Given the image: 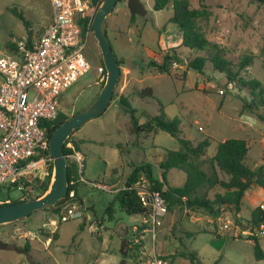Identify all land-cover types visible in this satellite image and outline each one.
Masks as SVG:
<instances>
[{
	"label": "rangeland",
	"instance_id": "374dc122",
	"mask_svg": "<svg viewBox=\"0 0 264 264\" xmlns=\"http://www.w3.org/2000/svg\"><path fill=\"white\" fill-rule=\"evenodd\" d=\"M127 1L117 2L106 20L112 50L117 59L125 61L120 66L121 77L112 101L103 114L89 120L75 132V139L79 141L85 159L84 176L87 182L86 188L79 189L84 206L82 214L78 218L60 222V213L47 209L37 211L24 220L1 225L0 240L8 248L0 250V264H120L123 255L126 260L130 259L124 264H146L153 252L159 259L170 256L168 253L175 252L179 246V243L176 244L179 238L197 255L201 264H264L263 260L257 261L254 257L253 243L247 240L249 233L246 230L249 227L244 221L249 219L251 206L259 199L254 189H250L243 200L242 225H235L226 211L223 213L230 218L229 227L218 229V225L227 222L214 219L212 223H206L200 221L203 215L201 211L186 209L184 213L182 209H177L179 219L188 218L194 213L192 222L198 223L184 226L185 231L193 232L192 237H186L187 232L183 234L177 217L170 228L168 214L156 233L155 241H150L148 237L145 243L137 238L139 243L143 242L142 257L132 259V253L125 254L130 245L122 242V229L130 230L138 225L141 216L125 214L112 191L123 188L132 166L140 164L149 165L153 178L162 182L158 162L163 160L167 151H177L179 143L160 131L154 136L140 138L138 148L133 146L126 128L127 113L120 107L115 94L127 97L142 121L159 115L160 105L169 118H179L182 138L193 145L205 139L210 142L204 159L213 157L218 144L225 140H245L249 148L245 163L252 168L261 161L264 147V122L255 115H240L242 101L250 100L247 92L228 84L224 75L214 71L210 64L203 74L187 69L191 59L210 56L212 51H177L176 55L180 56L182 63L172 62L170 74L155 73L147 68L150 60L160 62L161 55L178 46L180 41V30L169 23L173 14L172 2L157 11L153 9L155 0H140L145 15H130ZM188 1L191 8H198V0ZM205 3L211 15L208 20L198 22L202 33L211 44L223 50L234 70L242 57L252 56L251 65L242 70L240 76L245 80L260 81L264 89V1L205 0ZM10 9L28 21L31 38L38 37L43 26L51 22L49 0H0V58L9 52L8 44L28 38L23 21ZM83 53L91 65L90 70L60 98L59 112L68 117L89 106L106 80V72L100 76L97 73L103 61L92 31L87 36ZM127 65L134 67L129 68L130 73ZM147 87L152 89L154 99L131 94ZM258 113L264 117V108ZM52 164L53 161H47L40 168L32 170V186L25 201L39 196L41 184L50 177ZM53 175L54 168L51 182ZM165 178L168 186L180 187L186 175L172 169ZM106 183L114 187H108V191L100 186L93 187L94 184ZM214 192H221V189L211 191V197ZM20 196L19 190L13 186L0 189V200L9 198L16 201ZM75 204L81 207L77 200ZM207 229L210 231H205ZM174 264L192 263L179 257Z\"/></svg>",
	"mask_w": 264,
	"mask_h": 264
},
{
	"label": "trees",
	"instance_id": "16d2710c",
	"mask_svg": "<svg viewBox=\"0 0 264 264\" xmlns=\"http://www.w3.org/2000/svg\"><path fill=\"white\" fill-rule=\"evenodd\" d=\"M88 1L91 2L92 8L95 10L102 2L100 0ZM120 1L123 0H118V2ZM171 2L173 14L169 19V23L174 24L180 30L181 42L178 46L169 49L164 55H161L160 62L150 60L147 63V68L155 73L170 74V65L172 62L182 63V61L179 60L180 56L176 55L177 51H212L210 56H197L191 59L187 63V69L196 70L203 74L207 65L210 64L214 71L224 75L228 84H233L236 88L247 92L250 96V100L242 101L240 115L244 113L255 115L261 122H264V117L260 116L258 113L261 108H264V89L261 82L256 79L245 80L240 76L241 71L251 65L253 57H242L235 66L237 68L234 70L233 64L226 58L223 50L217 45L211 44L198 25L199 21L208 20L211 15L205 0H198V8H191L188 0H155L153 9L157 11L162 10ZM10 11L23 21L28 31V38L30 39L31 32L29 31L28 21L14 9H10ZM133 17L134 16H131V18ZM79 25L82 26L83 33H85V22H79ZM90 31H92L91 26L89 28V32ZM15 47L16 43L7 45L9 51L15 50ZM117 62L119 66L125 64L123 59H117ZM100 67L106 72L102 62ZM127 67L134 68L133 65H127ZM132 95L138 96L139 98L154 99L153 91L149 87L140 91H135ZM115 97L118 96L115 94ZM118 99L120 107H122V110H124L129 117L128 132L134 137L132 142L133 146L139 145L138 142L140 138L156 135L160 131L169 134L179 143V149L177 151H167L163 160L158 164V168L161 171L162 182L153 178L149 165L140 164L132 166L133 169L127 177L124 187L115 191V201H117L122 211L129 216L149 215V209L141 205L136 191L130 188L141 174H145L149 181L150 189L159 192L165 200L167 204L166 216L172 213L174 209L180 207L181 209H189L191 211H201L214 219L220 213L226 211L235 225H242L243 219L240 217V212L243 197L252 186H257L264 190V158L262 163L256 168H250L245 163V159L248 155L247 141L228 139L218 144L216 153L213 157L204 159L206 149L210 142L205 139L197 145H193L191 141L182 138L179 130L180 119L177 117L169 118L161 105L159 106V115L152 118L148 117L145 119L144 123H139V117L136 115L137 110L132 108L128 102V98L120 96ZM69 118L70 117L58 111L57 118L49 123L51 127L48 131V140L52 133ZM74 133H72L69 138H72L75 147L79 149L80 143L75 139ZM63 153L65 156L68 155V150L65 145L63 146ZM52 168L50 170L51 173ZM172 169L185 173L186 180L182 186L170 187L167 185L165 177ZM51 173L50 177H47L46 181L41 184L40 194L36 198L43 196L48 191L51 182ZM67 174L69 187L66 198L69 197L71 190L75 191V186H71L70 184L74 174V164L71 160H69L67 166ZM31 186V183H26L24 187L28 191ZM217 188L221 189V192H214L211 197L209 193L215 191ZM74 197L76 198V192ZM64 201L65 200H61L59 204ZM20 202L23 201L16 200L12 201L10 204ZM54 212L59 214L60 209L56 208ZM245 222L250 230L247 240L253 243L254 257L257 261L264 260V251L261 248L260 239L258 236H255L253 232L254 228L264 224V210L261 206L251 210L250 217L248 220H245ZM192 236V233H186V237ZM142 243L143 242L139 244L130 242V247L125 250V254L132 253V259L142 257ZM178 243L180 246L179 250L167 256V258L161 259L165 261L170 259L169 264H172L174 259L180 257L189 260L192 264H201L197 255L188 249L181 238L178 239ZM27 248L28 246H26V251L28 250ZM125 258L126 256L123 255V260L120 264H124ZM30 264L37 263L30 262Z\"/></svg>",
	"mask_w": 264,
	"mask_h": 264
},
{
	"label": "built area",
	"instance_id": "2783aa9c",
	"mask_svg": "<svg viewBox=\"0 0 264 264\" xmlns=\"http://www.w3.org/2000/svg\"><path fill=\"white\" fill-rule=\"evenodd\" d=\"M49 3L50 24L38 37L18 41L15 50L0 58V189L16 186L21 194L19 201H24L29 192L24 186L32 183V170L53 161L48 131L49 123L58 116L61 95L91 68L83 53L95 12L90 1L49 0ZM82 21L85 22V33L79 25ZM97 73L102 75L103 68H98ZM64 145L68 160L74 164L70 184L76 186L84 182L85 159L72 138ZM93 187L100 188L97 184ZM130 188L136 191L141 205L149 209L148 216H141L140 226L143 232L150 234L153 242L167 214V204L159 192L150 189L145 174H141ZM74 194L71 190L69 197L60 203V222L81 216L83 208L74 205ZM11 202L7 198L0 200V205ZM261 208L264 210V206ZM224 217L217 219L227 222L220 229L229 227L230 218ZM138 231V226L133 228L134 233ZM253 232L255 236H263L264 224L254 228ZM138 239L134 237L133 242L139 243ZM146 264L166 262L153 252Z\"/></svg>",
	"mask_w": 264,
	"mask_h": 264
},
{
	"label": "water",
	"instance_id": "95a60500",
	"mask_svg": "<svg viewBox=\"0 0 264 264\" xmlns=\"http://www.w3.org/2000/svg\"><path fill=\"white\" fill-rule=\"evenodd\" d=\"M117 2L118 0H103L96 8L91 23V30L106 70L103 88L89 106L70 117L52 133L49 139V153L53 159L54 175L48 191L36 199L0 205V226L24 220L37 211L59 208V202L66 199L69 187L67 174L69 160L63 153L64 143L72 133L79 130L89 120L105 112L121 77L120 66L106 31L107 17L112 13ZM127 8L130 15H145L146 13L140 0H128ZM7 248L8 245L0 240V250Z\"/></svg>",
	"mask_w": 264,
	"mask_h": 264
},
{
	"label": "crops",
	"instance_id": "0c3cea01",
	"mask_svg": "<svg viewBox=\"0 0 264 264\" xmlns=\"http://www.w3.org/2000/svg\"><path fill=\"white\" fill-rule=\"evenodd\" d=\"M46 27V25L45 26H43V28H45ZM180 42H181V38H180V41H179V43L177 44V45H179L180 44ZM130 67H127V69L129 70V73H130V69H133V68H130ZM131 75V74H130ZM132 94V93H131ZM121 95H119L118 96V98L120 97ZM130 97H132L131 95H130ZM143 116V115H142ZM125 117H126V119L128 120V124H127V131H128V127H129V117H128V115L126 114L125 115ZM145 121V120H144ZM144 121H142L141 120V117H139V123H144ZM129 133V132H128ZM75 133H74V137H75ZM130 135V134H129ZM131 137H132V140L134 139V137L132 136V135H130ZM150 136H154V135H149V136H147V137H150ZM147 137H145V138H147ZM132 140H131V144H132ZM139 144H140V142H139ZM139 146V145H138ZM138 146H135V147H137L138 148ZM79 151L81 150L80 149V146H79V149H78ZM248 150H249V148H248ZM81 152V151H80ZM82 153V152H81ZM84 156V155H83ZM263 158H264V147L262 148V159H261V161H259V162H257V163H255V165L252 167V169L253 168H256L258 165H260L261 163H262V160H263ZM162 161V160H161ZM160 163V161L158 162V164ZM158 166V165H157ZM133 169V168H132ZM132 171V170H131ZM131 171L128 173V174H130L131 173ZM84 172H83V179H84V182H80V183H77L76 184V186H75V192H76V198H75V200H77L79 203H80V205L82 206V208L84 209V206H83V204H82V201H81V197H80V195H79V189L80 188H84L85 186H87L86 185V177L84 176ZM125 184V183H124ZM98 186H100L101 188H102V190H106L108 187L110 188V187H114L113 186V184H111V183H106V185H98ZM86 188V187H85ZM251 189H254V191H256V195H257V198H259L258 199V201L256 202V203H254V205H252L251 206V208L252 209H250V212H251V210H253L254 208H256V207H258V206H264V190H262L261 188H259V187H257V186H252L251 187ZM118 189H116V190H114V191H112V192H115V191H117ZM106 191H108V190H106ZM249 192V191H248ZM247 192V193H248ZM263 193V194H260V193ZM247 193L245 194V196L243 197V199H242V205H243V200H244V198L246 197V195H247ZM259 196V197H258ZM177 209H181V207L180 208H176V209H174L173 211H172V213H170V218H169V221H170V228L172 227V225L174 224V221H175V217H177V220L176 221H179L180 222V226H179V228H181L182 230H183V234L185 233V232H187V233H192L193 234V232H189V231H185V229H184V226H185V224H197L198 222H192V219L194 218V213H192V215L193 216H188V218L187 217H183L182 219H179V217L180 216H178V214H177ZM183 211H184V213H186V209H182ZM223 210V209H222ZM203 215H202V218L200 217V221L201 220H203V221H205L206 223H212L213 222V220H214V218H211L210 216H208L206 213H202ZM224 216H227V215H225L223 212L222 213H220L216 218H215V220L217 221V219L219 218V217H224ZM240 217L243 219V217H242V214H241V212H240ZM204 218V219H203ZM244 221H245V219H244ZM140 222H141V219H140ZM140 222H139V224L138 225H135V226H133V227H131V229L130 230H128L127 228H124V229H122V234H124V238L122 239L123 241V243L125 242V243H130L131 241H133L134 240V237H136V238H141L142 237V240L145 242V243H147V238L149 237V239H150V241H151V237H150V234L149 233H147V232H143L142 231V228L143 227H141L140 226ZM178 222V223H179ZM100 224V223H99ZM138 226V228H139V231H138V233H134L133 232V228L134 227H137ZM221 228V226H219L218 225V229H220ZM170 230H172V229H170ZM142 231V232H141ZM205 231H210L209 229H207V230H205ZM246 231H248V233H249V230H246ZM99 235V234H98ZM173 235V234H172ZM185 235H186V233H185ZM158 236V235H157ZM259 239H260V245H261V248H262V250L264 251V244L262 243V241H263V236H259ZM174 244V243H173ZM176 244H178V241H177V243ZM122 246H123V244H122ZM179 248H180V246H177L176 247V251L177 250H179ZM154 250V249H153ZM175 251V252H176ZM174 251H170L168 254L169 255H172V254H174L175 253ZM122 254V253H121ZM177 259V258H176ZM176 259H174L173 260V262L175 263V261H176ZM117 260H119L120 261V258H118ZM130 261V259H125L124 260V262L126 263L127 261ZM170 260V259H169ZM168 260V261H169ZM168 261H165L166 262V264H167V262ZM264 261V260H263ZM172 262V264H174ZM115 264V263H114ZM169 264V263H168Z\"/></svg>",
	"mask_w": 264,
	"mask_h": 264
}]
</instances>
